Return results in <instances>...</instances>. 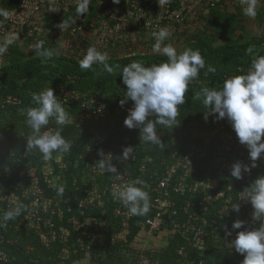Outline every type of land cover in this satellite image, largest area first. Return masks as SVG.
Here are the masks:
<instances>
[{
	"label": "trees",
	"instance_id": "16d2710c",
	"mask_svg": "<svg viewBox=\"0 0 264 264\" xmlns=\"http://www.w3.org/2000/svg\"><path fill=\"white\" fill-rule=\"evenodd\" d=\"M18 4L19 0H0V9L8 10L9 5L16 7ZM249 48L252 49L251 53L247 51ZM194 50H199L206 61V66L200 71L198 78L190 82L188 92L185 94V103L179 106L177 117L179 126L171 129L157 125L158 135L164 144L163 147L152 145L151 156L147 162L141 159L142 139L139 138V129H128L123 124L133 102L129 100L123 106L120 104L126 92L120 75L123 66L132 61L145 66L166 62L167 57L163 53L143 52L108 58L107 63L113 68L111 74L105 71L103 64H94L91 69L82 70L79 67L80 60L60 53H52L50 58L34 55L0 66V195L11 192L15 200L10 206L0 202V223L6 225L0 227V251L5 252L7 256V260H0V264H128L127 260L140 252L132 243L143 230V220L155 212V207L150 201L160 193L156 186L158 177L166 171L172 161L186 152L190 143L200 141L218 121L213 115H209L207 120L204 119L208 109L202 103L203 97H198L201 89L209 87L220 90L226 79L247 74L253 59L264 56V44L253 39L244 42L226 39L217 46L203 43ZM209 66L215 71L209 72ZM48 87L53 89L54 95H58V89L61 87L79 95L78 99L70 96L60 98V103L64 105L72 121L64 126L61 133L72 145L70 151L60 153L66 162L65 189L62 195L58 194L60 186L52 187L40 169L47 160L43 159L39 151L26 149V140L31 134V129L25 123L26 109L36 106L32 99L33 93H40ZM8 95L15 97L16 101L5 102ZM90 97L104 103L105 115L101 118L82 120L78 117L79 102ZM57 128L55 122L50 121L41 131ZM94 132L105 136L106 146L112 149L119 168L128 173L129 182L140 179L147 185L145 190L150 197V211L146 215L130 217L127 228H122L119 218L114 215V209L123 203L109 190L111 174L99 170L98 161L102 156L92 143ZM234 135L236 143L241 145L235 132ZM126 147H132V151L124 159L121 155ZM207 149L205 156L196 159L198 165L189 177L191 183L202 176L206 182L212 175L213 165L209 163L218 149L216 137L211 140ZM57 154L59 152L53 153L51 160ZM233 154L237 157L235 162L250 164L248 157H239L237 146L234 147ZM119 157L121 159H118ZM75 160L78 161L79 168L74 167ZM257 162L258 160L256 164ZM30 168H35L42 190L39 201L55 198L56 202L53 201V205L60 211L52 216V226H43L48 237L47 245L40 239L32 223L27 220L28 215L31 216L30 210H33L30 206L35 204L34 188L27 176V170ZM83 169L88 174L92 173L90 179L93 184L98 182V187L85 189L82 180ZM252 170L250 180H255L258 175H264L263 169L259 167ZM22 171H25L23 175ZM73 173L75 179L72 177ZM231 178L233 177L229 169L223 179L219 180L216 189ZM212 190H214L212 187L197 186L177 196L175 200L177 208L186 201L190 202L188 214L179 211L177 218L180 221L201 225L206 230V246L202 257L181 230H174L167 223L154 231H168L166 244L141 252L151 255L155 260L154 264H175L178 258L177 249L180 247L186 253L189 264H198L200 259L203 264H242L243 255L236 253L225 243L217 228V211L221 202H208L205 199L206 194ZM88 194L94 196L96 206L80 214L77 203ZM18 205L23 206L20 214L12 220L3 222L4 213ZM238 213L247 215L243 209ZM90 214L96 217L103 229L92 243L85 239L82 228L74 229L68 222L70 218L82 219ZM234 214L237 213L232 211L231 215ZM51 234L55 236L53 239ZM113 237L117 239L112 241ZM85 257L87 261L80 263Z\"/></svg>",
	"mask_w": 264,
	"mask_h": 264
},
{
	"label": "clouds",
	"instance_id": "9594fccd",
	"mask_svg": "<svg viewBox=\"0 0 264 264\" xmlns=\"http://www.w3.org/2000/svg\"><path fill=\"white\" fill-rule=\"evenodd\" d=\"M112 2L119 4L120 0H112ZM242 2L246 5L245 15L256 16L257 0H242ZM89 5L90 0H78L76 8L78 16L85 15L89 11ZM9 16L10 12L7 9H0V17L7 19ZM60 26L65 25L60 24ZM170 35L166 28L153 33L156 40L153 51L166 55V62L145 66L132 61L123 66L120 75L122 84L126 86L125 96L120 104L123 106L129 100L133 102L123 121L124 126L128 129H139L140 139L160 147H163L164 143L158 135L157 125L171 129L179 126L177 124L179 106L185 103V94L188 92L190 82L197 79L200 71L206 66V61L199 50L188 48L178 53L171 44L162 47L163 42ZM16 38L15 35L9 37L7 43L11 44ZM42 47L43 42L35 45L37 54L50 58L52 53L42 52ZM3 50L0 48V51ZM247 51L251 53L252 49L249 48ZM107 61L106 52H100L96 47L91 46L79 61V67L82 70H89L94 64H103L105 71L111 74L113 68ZM208 71L214 72L215 69L209 66ZM199 96L203 97L202 103L208 109L204 119L207 120L209 115H213L216 120L227 119L238 142L246 147L250 164L236 161L230 168L231 177L242 179L245 173L257 167L256 161L264 155V139H262L264 138V56L253 59L247 74L226 79L220 90L204 87ZM32 99L36 106L26 109L25 112V123L31 129V134L26 140V149L39 151L44 160L52 159L53 153L70 151L71 142L61 133L64 126L72 121L64 105L54 95L53 89L48 87L40 93H33ZM50 121H54L58 128L42 132L41 130L48 126ZM131 151L132 147L124 148L121 157L126 159ZM99 154L102 156L98 161L99 170L102 173H117V168L111 162L112 154H104L102 151ZM146 188L144 181L136 179L123 185L113 195L128 207L130 214L146 215L150 211V197ZM58 194H63V188L58 190ZM239 200L250 203L253 209L252 219L261 221V224L258 228L249 230L245 228V221L240 219L233 221L231 225L233 230H244L238 231L228 246L243 255L242 264H264V220H262L264 175H258L248 187H245ZM22 207L18 205L4 213L2 221L14 219L20 214ZM231 209L238 213L240 204L234 203ZM4 226L5 223H0V227ZM224 227L227 228V225ZM226 235L231 236V231H226Z\"/></svg>",
	"mask_w": 264,
	"mask_h": 264
},
{
	"label": "rangeland",
	"instance_id": "374dc122",
	"mask_svg": "<svg viewBox=\"0 0 264 264\" xmlns=\"http://www.w3.org/2000/svg\"><path fill=\"white\" fill-rule=\"evenodd\" d=\"M77 4L78 0H19L18 6L9 5L10 16L1 17L0 23V48L4 49L0 51V66L42 55L35 49L38 42H43L42 52L74 56L78 60L91 46L106 52L108 58L153 53L156 42L153 33L161 28L171 33L162 47L171 44L178 53L188 48L194 50L203 43L217 46L226 39L235 42L253 39L264 44V0H257L254 17L245 15L242 0H120L119 4L112 0H90L89 11L80 16ZM13 35L17 38L8 44ZM140 143L141 159L147 162L153 144L143 140ZM73 164L80 167L76 160ZM65 168L64 156L59 153L40 169L52 187L59 185L65 189ZM27 171L30 183V175L37 174L35 168ZM82 171L85 189L99 186L98 182L92 183L91 172ZM72 175L75 179V174ZM12 201L14 204V196ZM53 201L56 199H44L30 206L33 210L31 216L27 214V220L34 229L53 221L46 211L54 206ZM86 232L87 229L85 235Z\"/></svg>",
	"mask_w": 264,
	"mask_h": 264
},
{
	"label": "built area",
	"instance_id": "2783aa9c",
	"mask_svg": "<svg viewBox=\"0 0 264 264\" xmlns=\"http://www.w3.org/2000/svg\"><path fill=\"white\" fill-rule=\"evenodd\" d=\"M168 7V5H167ZM2 20V19H1ZM57 99L60 102L62 97H72L75 99L79 98V95L70 93L66 88L61 87L58 89ZM16 101L15 97L10 95L6 96L5 102H14ZM105 115V105L101 100H98L94 97L83 98L79 102V111L78 117L82 120L89 118H101ZM49 131V130H45ZM216 137L218 142V149L216 154L211 161L213 165V172L208 181H204L203 176L200 179H196L195 182L191 183L189 177L192 175L193 169L197 167V158L203 157L207 153V146L211 140ZM92 143L94 148L98 151H102L104 154H112V164L117 168V173H110L111 179L108 183L109 190L114 193L118 191L123 185L129 183V175L127 172L121 170L118 166L117 159L112 151V149L106 146V138L98 132H94ZM237 146L239 157H248V151L245 146L238 145L235 141L234 132L231 129V124L227 119H220L217 121L216 125L206 134L202 136V139L198 142H192L188 145L187 150L180 157L176 158L168 166L166 171L158 177L156 186L160 190V193L152 198L150 203L155 207V212L147 216L142 223L143 229H146L147 232H154L162 228V226L167 223L171 225L174 230H181L183 235L190 241L193 247L199 251L200 257L203 256V251L206 246V230L201 225L186 223L180 221L177 218L179 211L181 210L183 214H188V209L190 207V202L186 201L185 204H182L179 208L175 207V200L177 196L183 195L187 190L191 188H196L197 186L212 187L214 190L206 194L205 199L208 202H221L218 208V217H217V228L222 234V238L225 243L228 244L232 239L235 238L238 231L244 229L233 230L231 228L232 222L240 219L245 221V226H248L249 230L258 228L261 224V221L252 220L253 209L245 200H239L241 198V192L245 187H248L254 180H250L253 175V170L249 173H245L243 178L237 180L235 178L228 179L227 182H224L218 189L219 180L223 179L225 172L231 168V165L235 162L236 156L233 154L234 147ZM190 166H189V163ZM143 167V166H142ZM257 167L263 169L264 171V155L261 159H258ZM226 179V178H224ZM30 181L34 188L35 198L34 201L39 202V196L42 193L41 188L38 184V179L36 175H30ZM233 195V196H232ZM13 195L8 193L7 195H0V202H4L6 206H10L12 203ZM234 203L240 204V209L247 212V215L242 213H237L231 215L232 209L231 206ZM96 206L95 198L88 194L84 198L80 199L77 203V208L80 214H84L87 210H91ZM227 208V209H226ZM226 209V210H225ZM49 216L60 213L59 209L54 205L50 206L46 210ZM114 215L119 218L120 225L122 228H127L129 226V218L133 215L130 214L128 207L124 204L118 205L114 209ZM264 220V217H262ZM74 229L82 228L83 230H88L86 232L85 238L89 240V243L95 241L97 235L102 233L103 229L98 224L96 217L92 214L83 217L82 219L70 218L68 219ZM46 226H52L51 222H48ZM227 225V228L224 226ZM36 233L39 235L40 239L44 241L47 245V234L44 228H36ZM226 231H231L232 235L227 236ZM52 235V234H51ZM55 236H51L53 239ZM117 238L113 237L112 241H115ZM134 258H129L127 260L128 264H154L155 260L151 255L144 254L143 252L135 253ZM178 258L175 264H189V261L184 253L183 248L180 247L177 249ZM199 257V258H200ZM0 260L6 261L7 256L5 252L0 251ZM198 264H203L202 259L199 260Z\"/></svg>",
	"mask_w": 264,
	"mask_h": 264
},
{
	"label": "crops",
	"instance_id": "0c3cea01",
	"mask_svg": "<svg viewBox=\"0 0 264 264\" xmlns=\"http://www.w3.org/2000/svg\"><path fill=\"white\" fill-rule=\"evenodd\" d=\"M168 231L162 230L159 232H147L146 229L141 230L138 235L135 237L132 245H134L137 250L143 251L148 248H158L166 244L167 242ZM140 241V242H138ZM142 242V244H140ZM138 243V244H137ZM87 257L83 258L80 263H85Z\"/></svg>",
	"mask_w": 264,
	"mask_h": 264
}]
</instances>
